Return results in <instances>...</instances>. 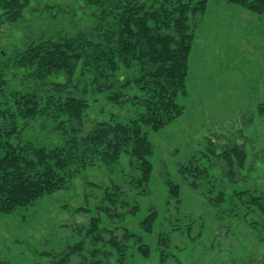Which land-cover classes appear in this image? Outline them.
I'll return each mask as SVG.
<instances>
[{
	"label": "rangeland",
	"instance_id": "obj_1",
	"mask_svg": "<svg viewBox=\"0 0 264 264\" xmlns=\"http://www.w3.org/2000/svg\"><path fill=\"white\" fill-rule=\"evenodd\" d=\"M83 4L29 0L16 21H0V51L10 54L21 47L25 29L45 15L73 20L64 13L72 8L75 17L83 16ZM83 59L77 73L83 72L91 115L109 109L121 119L134 117L141 107L126 98L103 105L95 91L94 67ZM11 65L10 72L19 71ZM126 69L120 64L117 74ZM27 81L19 73L4 85L0 111L6 117H0V125L10 121L9 113L23 109ZM186 82L185 94L178 96L181 115L147 130L153 149L146 185H131L133 169L126 154L113 164L99 161L84 167L64 187L0 213V264H264V216L253 206L250 212L246 200L248 194L264 195V114L258 112L264 100V13L206 0ZM135 93L139 89L132 85L127 95ZM16 122L21 127L22 119ZM232 143L246 152L234 174L221 156ZM167 180L179 185L177 197L170 195ZM113 185L120 188L125 206L111 203ZM152 210L156 215L149 227L144 221ZM86 217L99 219L97 230L90 219L81 222ZM112 237L117 245L109 242ZM144 248L150 252L147 257L141 253Z\"/></svg>",
	"mask_w": 264,
	"mask_h": 264
},
{
	"label": "trees",
	"instance_id": "obj_2",
	"mask_svg": "<svg viewBox=\"0 0 264 264\" xmlns=\"http://www.w3.org/2000/svg\"><path fill=\"white\" fill-rule=\"evenodd\" d=\"M82 1L83 16L75 17L72 8L64 13L73 20L45 15L35 27L30 23L25 29L21 47L10 54L0 51V94L13 76L20 73L28 80L21 96L23 109L9 113L10 121L0 125V213L27 206L64 187L73 173L99 161L113 164L122 154L129 156L133 169L128 175L131 185H146L153 149L147 130H157L183 112L178 96L186 92L189 54L206 0ZM224 1L264 13V0ZM28 2L0 0V21H16ZM82 57L94 67L95 91L103 105L126 98L141 107L134 117L121 119L109 109L91 115L87 89H82L86 83L80 79L83 72L77 73ZM12 63L19 71L10 72ZM120 64L127 71L117 74ZM130 85L140 93L127 95ZM258 112L264 114V100ZM0 117L5 119L6 113L0 111ZM245 154L236 143L224 147L221 156L231 174L234 167H241ZM167 182L170 195L177 197L179 185ZM112 187L109 199L114 208L125 206L120 188ZM246 200L250 212L253 206L264 216V195L248 194ZM155 215L152 210L144 221L149 227ZM98 220L86 217L81 222L89 221L97 230ZM109 242L117 245L114 237ZM141 253L147 257L150 252L144 248Z\"/></svg>",
	"mask_w": 264,
	"mask_h": 264
}]
</instances>
